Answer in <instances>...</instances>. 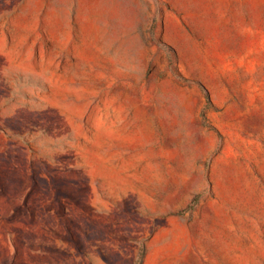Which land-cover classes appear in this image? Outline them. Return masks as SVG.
Instances as JSON below:
<instances>
[{
  "label": "rangeland",
  "instance_id": "1",
  "mask_svg": "<svg viewBox=\"0 0 264 264\" xmlns=\"http://www.w3.org/2000/svg\"><path fill=\"white\" fill-rule=\"evenodd\" d=\"M0 264H264V0H0Z\"/></svg>",
  "mask_w": 264,
  "mask_h": 264
},
{
  "label": "trees",
  "instance_id": "2",
  "mask_svg": "<svg viewBox=\"0 0 264 264\" xmlns=\"http://www.w3.org/2000/svg\"><path fill=\"white\" fill-rule=\"evenodd\" d=\"M202 88L206 94L208 103H211V98H210V94H209L208 90L204 86H202Z\"/></svg>",
  "mask_w": 264,
  "mask_h": 264
}]
</instances>
